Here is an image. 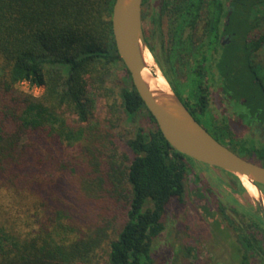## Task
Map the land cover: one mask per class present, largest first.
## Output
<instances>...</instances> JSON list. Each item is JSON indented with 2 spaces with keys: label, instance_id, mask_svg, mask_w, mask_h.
I'll use <instances>...</instances> for the list:
<instances>
[{
  "label": "trees",
  "instance_id": "16d2710c",
  "mask_svg": "<svg viewBox=\"0 0 264 264\" xmlns=\"http://www.w3.org/2000/svg\"><path fill=\"white\" fill-rule=\"evenodd\" d=\"M115 1L0 0V264H93L106 243L107 264H153V244L165 230L167 206L185 197L187 175L197 160L168 142L134 85L115 41ZM179 2L173 7L182 28L195 27L206 9L204 37H182L178 28L174 52L191 65L189 81L175 85L160 64L163 74L182 100L201 110L202 123L219 141L264 165V145L238 138L212 114L205 84L214 67L222 76L234 75L237 95L253 102L264 117V64L256 60L264 48V0ZM228 2L230 17L224 24ZM223 26L236 30L227 46L219 40ZM219 57L216 65H208ZM190 58L201 59L192 65ZM120 64L127 71L119 92L124 112L134 118L146 110L157 126L138 127L127 140L134 155L129 165L127 155L120 161L116 153L114 126H103L96 113L99 100L116 96L108 82ZM24 82L43 93L25 92L20 89ZM187 85L192 92L185 97ZM110 105L114 116L120 114L118 103ZM72 171L80 175L74 198ZM81 207L94 208L102 217L88 232L72 226L73 210ZM244 210L234 207L230 216L221 207L237 231L241 264H264V218L259 211ZM120 217L124 223L111 239ZM256 255L262 262L252 261Z\"/></svg>",
  "mask_w": 264,
  "mask_h": 264
},
{
  "label": "rangeland",
  "instance_id": "374dc122",
  "mask_svg": "<svg viewBox=\"0 0 264 264\" xmlns=\"http://www.w3.org/2000/svg\"><path fill=\"white\" fill-rule=\"evenodd\" d=\"M156 2L157 0H145L144 28L146 30L145 37L159 48L158 40L153 36V26L150 21V14L156 6ZM144 56L149 70L153 74L162 72L150 48ZM260 56L264 59V50ZM126 76L127 71L124 65L120 64L114 69L108 85L116 88V96L114 95L110 101L106 98L99 100L96 113L102 119L103 126H114L112 132L117 148L116 153L120 161L127 155L129 159L125 161V164L129 165L134 155L127 140L134 135L138 127L154 129L157 126L146 110L134 118L128 117L124 112L119 92L125 83ZM20 89L36 96L41 95L44 91L43 88L32 86L28 82L22 83ZM112 102L118 103L120 114L113 115L115 110L111 109ZM211 111L220 120L226 117L224 122L226 121L227 124L233 121V117L225 113L227 109L219 97L214 98ZM113 118L115 120L109 122ZM107 119L108 121H106ZM203 122L206 123V119ZM232 125V130L238 138L250 142L251 133L248 132L247 127L234 121ZM77 149L78 147L72 148V153H77ZM235 176L233 173L199 161L192 162V170L186 179L187 189L183 201L173 198L167 206L164 216L165 230L153 244V264H241V260L237 257L236 247L239 246L237 231L225 217L221 207H225L226 213L230 216L234 214L231 211L234 207L238 208L241 213L246 211L244 208L253 210V212L259 211L261 215L262 213L258 201L247 190L241 191ZM78 183H80V175L72 171V198L76 196L75 189ZM2 195L4 196L3 200L7 202V197ZM152 205V202L147 204V206ZM87 209L81 207L73 210L75 218L72 219V226L81 232H88L90 226L94 227V224L101 222L102 219L96 209L91 208L89 212ZM123 218L120 217L116 222V231L111 232V239L117 238L121 225L124 223ZM30 229L25 227L24 230ZM262 237L261 233L260 238ZM109 249V243L99 249V256L93 264H107ZM252 261L262 262L261 256H253Z\"/></svg>",
  "mask_w": 264,
  "mask_h": 264
},
{
  "label": "water",
  "instance_id": "95a60500",
  "mask_svg": "<svg viewBox=\"0 0 264 264\" xmlns=\"http://www.w3.org/2000/svg\"><path fill=\"white\" fill-rule=\"evenodd\" d=\"M143 6L144 0H116L112 14L113 32L119 54L131 73L134 85L164 136L180 152L239 178L246 175L260 189L264 185L263 164L240 155L219 141L196 119L170 83L168 94L156 95L152 90L143 74L148 67L144 55L149 51ZM256 200L264 218V195Z\"/></svg>",
  "mask_w": 264,
  "mask_h": 264
},
{
  "label": "flooded vegetation",
  "instance_id": "af4514ba",
  "mask_svg": "<svg viewBox=\"0 0 264 264\" xmlns=\"http://www.w3.org/2000/svg\"><path fill=\"white\" fill-rule=\"evenodd\" d=\"M180 2L179 0H157L156 6H154L153 11L150 14V21L153 26V36L156 40H158L159 48L150 41L152 46V53L155 56L160 68L161 65L168 71L170 77L177 85V81L180 84H187L189 79L191 65L181 63L178 60L179 57H176L174 52V48L176 47L177 35L176 31L178 28L181 29L183 32L182 37H187L190 33L194 34L193 36L198 39L199 41H203L204 37V29L206 25V9H201L200 17L197 19L195 27L192 25H185V27L178 26L179 19H182L178 15V10L175 9L173 6L178 5ZM144 7L145 1L143 6V15H144ZM230 13V4L229 2L225 5V10H223L222 14L224 15L222 21L224 24H228V18ZM227 17V18H226ZM143 21L145 19L143 18ZM227 21V22H226ZM145 30V28H144ZM146 31V30H145ZM222 35L220 36V43L223 46H227V44H231L233 40V36L236 33L235 29H229L223 26L221 28ZM264 50L262 48L261 52ZM199 59L190 58V64L196 63V60ZM221 58H217V61L212 60V63H208V65H216V63ZM257 61H261L264 64V59L258 55L256 58ZM162 70V68H161ZM212 72L205 75V84L207 85L206 88L209 89V94L211 97L210 103V111L212 102L215 97L221 98V102L225 105L227 111L226 114L232 116V120L237 122L239 125H243L249 129V133H251L250 142L255 143L257 146L264 145V117L261 114V110L259 107H254L253 102H249L248 98L244 96H238L236 91V81L235 76L233 75V79L230 77L222 76L221 72L217 67L211 68ZM163 71V70H162ZM181 86V85H180ZM183 86V85H182ZM173 87V86H172ZM175 87V86H174ZM174 89V88H173ZM192 89L187 85L183 88V96L187 97L190 96ZM191 113L196 117V119L202 123L204 117L202 118L201 110L195 109L194 106H189L186 99V102L182 100ZM256 108V109H255ZM212 112V111H211ZM213 114V112H212ZM232 114V115H231ZM214 115V114H213ZM215 116V115H214ZM230 118V117H229ZM235 118V119H234ZM216 119H218L216 117ZM224 119H218L221 122H224ZM233 121H230L229 125L233 128ZM204 125V123H202ZM217 168V167H214ZM220 169V168H219Z\"/></svg>",
  "mask_w": 264,
  "mask_h": 264
},
{
  "label": "bare ground",
  "instance_id": "6f19581e",
  "mask_svg": "<svg viewBox=\"0 0 264 264\" xmlns=\"http://www.w3.org/2000/svg\"><path fill=\"white\" fill-rule=\"evenodd\" d=\"M143 74L156 95H165L170 92L169 82L167 81L166 77L163 75L162 72L158 74H153L147 67L144 69ZM240 178L245 187L247 188L249 194L255 199L260 200L262 194H264L262 188L259 189L254 183L251 182L250 178L246 175H240Z\"/></svg>",
  "mask_w": 264,
  "mask_h": 264
}]
</instances>
